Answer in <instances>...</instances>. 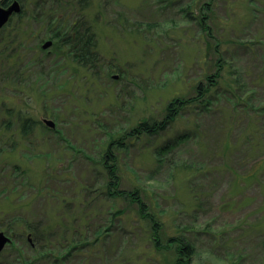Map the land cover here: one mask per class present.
<instances>
[{"label":"rangeland","instance_id":"374dc122","mask_svg":"<svg viewBox=\"0 0 264 264\" xmlns=\"http://www.w3.org/2000/svg\"><path fill=\"white\" fill-rule=\"evenodd\" d=\"M261 1L262 10L251 16L242 0H213L208 57L197 0H91L81 15L77 10L60 14L68 24L92 20L102 61L97 72L73 62L64 70L57 63L67 51L56 50L45 28L49 10L59 6L55 0L22 1L21 22L17 18L5 27L9 18L0 28V52L14 51L26 70L20 81L0 69V231L12 237L0 264H121L126 257L132 260L128 264L156 262L154 247L138 227L137 205L106 191L104 151L111 134L119 137L145 117L159 122L178 96H195L199 83L206 85L220 63L223 77L211 86L208 105L192 104L159 133L113 151L119 156L122 188L138 186L146 203L167 215L169 225L197 229L196 234L182 232L200 249L197 264L214 262L211 253H224L229 246H220L228 239L229 248H240L249 262H259L262 235L257 231L264 224ZM190 6L192 11H184ZM48 41L52 44L45 48ZM236 80L241 89L230 88ZM9 109L42 124L24 138L15 117L6 132L1 122L9 119ZM44 119L54 121L55 129ZM254 170L255 177L246 180ZM121 209L123 220L115 215ZM240 222L247 235L250 224L257 231L245 238L240 229L232 230ZM25 223L39 226L41 236ZM99 227L111 231L99 236ZM207 227L225 235L214 239Z\"/></svg>","mask_w":264,"mask_h":264},{"label":"trees","instance_id":"16d2710c","mask_svg":"<svg viewBox=\"0 0 264 264\" xmlns=\"http://www.w3.org/2000/svg\"><path fill=\"white\" fill-rule=\"evenodd\" d=\"M56 4L59 5L57 8L54 9V11L49 10L48 14L51 13V15L48 17V19L45 22V28L49 34H51V38L53 41H55L56 50H60V54L63 52V50H66L67 53L62 54V58L57 61V63H62L60 66H63L64 70H67L68 64L74 63L82 68H87L90 70H94V72H97L100 70V62L101 57L98 51V41L96 37V33L94 31V26L92 23V20L88 18H82L78 20L79 18L75 19L72 24H68L66 18H62V15L60 14H66L68 15L71 10H77V13L81 15L85 10L89 9L91 7V0H55ZM177 0H163V2L168 3L170 2L173 4ZM200 1V15L198 16V26H200L202 32H204L208 37L205 40V56H209L211 52V49L213 48V42L212 39L214 38L213 35V27L211 25V21L213 20V0L209 2H203ZM249 5L245 4L246 0H242L243 6H246V10L248 14H251V16H255L262 10L263 6L261 3H263L261 0H248ZM199 5V3H197ZM60 7V9H58ZM62 10V11H61ZM190 12L192 11L191 6L187 7L184 11ZM24 11V10H23ZM25 12V11H24ZM24 12L21 13L20 16L17 18L20 20L23 17ZM52 12L55 14H52ZM59 12V15H58ZM46 12H43V16ZM60 18H58V16ZM37 19V18H36ZM15 21V19H14ZM21 22V20H20ZM19 22V23H20ZM13 30V29H12ZM16 30V28H14ZM13 30V31H14ZM10 35V34H9ZM8 35V36H9ZM7 49L5 51L0 52V69L1 70H8V78L13 79H20V81H24L25 76V67L22 68V64H20V59L17 56L14 51H10L8 54ZM71 57L72 61H67L66 59ZM206 57V58H207ZM65 58V59H64ZM37 62V63H36ZM64 62V63H63ZM31 64H38L37 60H34L31 62ZM223 63H220L217 68V73H214L213 75H209L207 78L208 83L205 85L204 83H199V85L196 87V95L190 96L188 98L186 97H180L178 96L175 99V103L168 107L167 112L165 113V116L163 117V120L157 121L154 117H145L138 121L134 126L131 127V129L127 130V132L123 135L111 134L110 140L106 146L105 153L103 156L104 159V168L107 171V178L108 181L106 182V191L110 196H127L131 200V202L135 203L138 207L137 212V218H138V227L145 233L146 237L145 239L148 242H151L152 246L154 247V253L157 254V257H155V261L157 264H197L199 255H200V249H198V245L196 244L195 240L192 238L189 239V237H185L182 232L185 230L190 232H195L192 234L197 233V229L189 230V227L182 226L181 224H177L179 226L169 225L165 218H167V215L163 213L161 215V211H158L156 207L153 204H147L145 199L147 198V195L142 192L138 188V186H131L129 189L122 188V180L123 175L121 176L120 170L118 169V159L119 156L114 153V148L116 146H121L122 148H127L133 143V140H141L143 136L146 135H155L156 133H159L160 130H163L172 122H175L177 120L178 115L180 112H182L185 108L190 107L192 104L200 103L202 106L208 105L210 103V94H211V86L218 85L220 83V77L221 72L224 70ZM121 70V68H120ZM11 73L17 74L16 76H12ZM12 76V77H11ZM220 76V77H219ZM214 77H217L214 81ZM223 77V76H222ZM221 77V78H222ZM39 81H43L42 76L39 77ZM238 80L234 81V84L230 85L231 89H241L239 84L237 83ZM224 86H227L223 82H221ZM35 90V89H33ZM23 92V90H20ZM18 92L17 90L13 91ZM24 92H30L29 90H24ZM44 94L45 91H41ZM14 109H9V119L3 120L1 122V128H3L6 132H9V129H11L14 121L13 119L16 117V119L21 123V134L25 138L27 136L31 135L35 129L42 124L41 121L35 120L31 117H28L26 114L22 113L21 111L18 114H15ZM45 124V123H44ZM46 125V124H45ZM49 127V126H48ZM50 128V127H49ZM54 130L55 128H50ZM179 137L171 141L173 142L171 146H175L177 141L179 140ZM12 149L17 148V142L13 143L11 145ZM164 149L167 150V147ZM257 169V168H256ZM256 170L253 172H250L249 174H246L244 178L246 180H251L256 175ZM151 200V199H150ZM152 201V200H151ZM116 217H118L120 220H123V217L119 215H124V211L121 209L116 214ZM245 222H240L238 225L234 224L232 227V230H239L241 232V235L245 236V238H249V234L253 235V233L257 228V225L251 226L249 225L250 230L247 232L245 231L246 228L244 226ZM27 228L30 232H32L35 237L39 238L40 231L39 226L30 225L28 223H25ZM263 223L260 222L258 225V234H261V242L260 244L262 246V252L260 254V260L258 263H251L247 260L248 252L244 250H239L240 248H229L231 242H229V239L224 241V245L220 246L224 250V248L229 246L228 248H225V252L221 253L216 250V255L214 254V250L211 253V255L214 257V262H208L207 264H264V229ZM110 227V226H108ZM107 229L108 232H105L106 230L102 231L101 227L96 230L98 235L109 233L111 231L110 229ZM227 227V226H226ZM231 227V226H229ZM248 228V229H249ZM13 230L14 228L10 227V230ZM123 229V228H122ZM227 229V228H225ZM9 230V229H8ZM9 230V231H10ZM211 227H207L205 232H212L215 236H224L226 231H219V234L213 233L211 231ZM255 230V231H254ZM261 230V231H259ZM245 231V232H242ZM256 232V233H257ZM211 234V235H212ZM43 235V234H42ZM106 235V234H105ZM247 235V236H246ZM100 240V238L98 239ZM235 243V240L233 241ZM226 243V244H225ZM225 246V247H224ZM136 247V246H135ZM224 247V248H223ZM233 247V246H232ZM137 248V247H136ZM243 249V248H242ZM222 250V251H223ZM158 251V252H157ZM158 255H161L158 256ZM215 255V256H214ZM69 257V256H68ZM129 257H126L121 264H128L132 262L127 261ZM135 260V259H133ZM149 261L150 259L149 255ZM153 264L154 260H152ZM119 264V263H118Z\"/></svg>","mask_w":264,"mask_h":264},{"label":"water","instance_id":"95a60500","mask_svg":"<svg viewBox=\"0 0 264 264\" xmlns=\"http://www.w3.org/2000/svg\"><path fill=\"white\" fill-rule=\"evenodd\" d=\"M21 11V5L18 1L14 2L10 7L3 8L0 6V28L6 24V22L9 20L10 16L14 12H20ZM52 44L51 41H48L44 44V47L50 46ZM45 123L50 127H55V122L50 119H44ZM11 239L2 231H0V252L3 250L5 245L10 241Z\"/></svg>","mask_w":264,"mask_h":264},{"label":"flooded vegetation","instance_id":"af4514ba","mask_svg":"<svg viewBox=\"0 0 264 264\" xmlns=\"http://www.w3.org/2000/svg\"><path fill=\"white\" fill-rule=\"evenodd\" d=\"M16 1H18L19 3H20V5H21V11L20 12H14L11 16H10V22L8 23V24H6L5 25V27H10L11 25H12V23L11 22H13L14 21V19H17V17L18 16H20L21 15V13L23 12V7H24V5H23V0H0V6L1 7H3V8H8V7H10L12 4H14V2H16ZM0 33H1V30H0ZM3 232V231H2ZM10 239H11V241H12V237L10 236ZM3 252V251H2ZM2 252H0V255H1V253Z\"/></svg>","mask_w":264,"mask_h":264}]
</instances>
